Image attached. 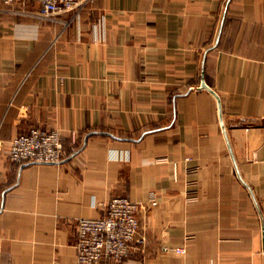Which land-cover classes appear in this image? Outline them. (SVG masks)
Wrapping results in <instances>:
<instances>
[{"label":"crops","instance_id":"1","mask_svg":"<svg viewBox=\"0 0 264 264\" xmlns=\"http://www.w3.org/2000/svg\"><path fill=\"white\" fill-rule=\"evenodd\" d=\"M32 125L70 157L12 163ZM115 195L144 205L123 264H264V0H94L68 26L0 2V264H77Z\"/></svg>","mask_w":264,"mask_h":264},{"label":"built area","instance_id":"2","mask_svg":"<svg viewBox=\"0 0 264 264\" xmlns=\"http://www.w3.org/2000/svg\"><path fill=\"white\" fill-rule=\"evenodd\" d=\"M94 0H0L15 13L34 14L68 26L79 20ZM35 4L36 10L26 9ZM17 6L22 8H17ZM25 9V10H23ZM67 17L62 18V15ZM72 149L65 145V135L58 128L32 125L9 143L12 163H61ZM144 205L127 195H115L103 203L97 217H80L75 224L77 264H123L132 257L133 243L140 229L138 212ZM174 250L183 252V247Z\"/></svg>","mask_w":264,"mask_h":264},{"label":"water","instance_id":"3","mask_svg":"<svg viewBox=\"0 0 264 264\" xmlns=\"http://www.w3.org/2000/svg\"><path fill=\"white\" fill-rule=\"evenodd\" d=\"M202 86L211 89V88L205 83L204 78H203V80H202ZM213 92H214V91H213ZM217 97H218V95H217ZM218 98H219V97H218ZM219 107H220V112L222 113V111H221V104H219Z\"/></svg>","mask_w":264,"mask_h":264}]
</instances>
